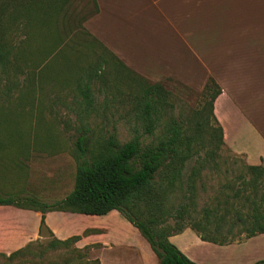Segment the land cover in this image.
<instances>
[{
	"label": "trees",
	"instance_id": "1",
	"mask_svg": "<svg viewBox=\"0 0 264 264\" xmlns=\"http://www.w3.org/2000/svg\"><path fill=\"white\" fill-rule=\"evenodd\" d=\"M57 2L0 0V70L15 69L19 65L16 60L22 59L21 50L14 43L18 29L25 28L24 24H48ZM94 6L97 10L95 1ZM81 30L95 40L83 25ZM51 50L46 51L50 53ZM93 53L97 61L90 68H96L93 71L88 67L78 79L86 78L84 89L79 86V90L88 106L93 103L92 80L107 65L121 67V79L129 72L149 82L136 85L138 91L131 98L135 122L130 127V137L119 142L110 134L98 148L92 149L91 138L86 136L90 129L82 128L75 141L73 188L61 199L46 202L29 196L23 197L28 204L24 205L19 198L0 195V205L14 204L40 211L39 234L50 237L45 244L34 240L9 254L0 252V264H14L16 260L19 261L15 264H98L97 258L90 259L88 255L90 249L100 246L99 243L76 247L79 234L65 239L53 236L45 223V213L54 210L89 215L117 210L149 243L157 256V264H199L169 240L170 235L185 227L195 230L202 240L221 244L264 233V162L247 164L242 156L225 147L222 127L213 112L214 100L221 93L215 79L207 78L200 91L202 103L190 115L176 116L170 105L168 115L161 120L168 91L163 90L160 81H149L116 57L107 56L103 50L100 53L93 50ZM107 57L112 58L114 64ZM222 149L231 152L233 179L216 192L213 204L205 205L197 219L184 223L181 220L184 215L195 211L202 171L206 167L210 170L220 168ZM170 219L173 223H169ZM235 228L239 229L237 235L232 233ZM98 231L86 229L84 234ZM60 249L65 250L60 260L44 263L46 254ZM253 264H264V259Z\"/></svg>",
	"mask_w": 264,
	"mask_h": 264
},
{
	"label": "crops",
	"instance_id": "2",
	"mask_svg": "<svg viewBox=\"0 0 264 264\" xmlns=\"http://www.w3.org/2000/svg\"><path fill=\"white\" fill-rule=\"evenodd\" d=\"M91 2L92 11L82 23L95 40L89 39L151 82L173 79L200 92L213 77L221 87L213 112L225 147L247 164L264 162V0ZM58 191L53 187L51 197L40 199L52 202L71 190L56 196ZM40 219L38 210L0 205V252L9 254L42 239ZM45 223L58 239L79 234L76 247L99 243L92 256L98 264L158 263L149 243L115 209L102 215L47 211ZM86 229L99 231L84 234ZM169 240L199 264H253L264 259V233L221 244L202 240L185 227Z\"/></svg>",
	"mask_w": 264,
	"mask_h": 264
},
{
	"label": "rangeland",
	"instance_id": "3",
	"mask_svg": "<svg viewBox=\"0 0 264 264\" xmlns=\"http://www.w3.org/2000/svg\"><path fill=\"white\" fill-rule=\"evenodd\" d=\"M55 6L48 24H24L25 28L18 29L14 43L22 59L16 60L19 65L15 69L0 70V195L19 198L24 205L28 204L23 197H51L53 187L59 189L55 193L59 196L73 188L75 141L82 128L90 129L86 136L91 138L92 149L110 134L119 142L126 141L135 122L131 98L138 91L136 85L149 83L129 72L124 74L127 79H121L122 68L107 65L92 80L93 103L88 106L79 90V86L84 89L86 78L78 79L97 61L93 50L102 52L81 30L93 5L91 0H58ZM51 48L53 53H48ZM107 59L114 64L112 58ZM160 83L168 91L161 120L168 115L170 105L176 116L190 115L201 105L200 92L171 79ZM230 154L222 149L220 168L202 171L203 186H199L195 211L184 215V223L197 219L205 205L213 204L216 192L233 179ZM47 157L52 162H45ZM17 162L20 165L14 164ZM238 232L235 228L232 233ZM49 239L44 234L37 241L45 244ZM96 251L97 247L90 249L88 257L92 259ZM64 252H50L43 261L60 260Z\"/></svg>",
	"mask_w": 264,
	"mask_h": 264
}]
</instances>
